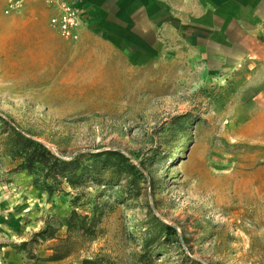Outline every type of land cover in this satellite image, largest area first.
Here are the masks:
<instances>
[{
	"label": "rangeland",
	"instance_id": "obj_1",
	"mask_svg": "<svg viewBox=\"0 0 264 264\" xmlns=\"http://www.w3.org/2000/svg\"><path fill=\"white\" fill-rule=\"evenodd\" d=\"M8 4L0 19L21 10ZM51 28L45 45L0 23V114L66 158L122 150L139 186L110 169L49 195L7 153L0 124V264H140L144 251L156 264H264V43L229 62L171 40L136 65L89 32L66 39ZM79 192V211L100 212L94 236L59 227L72 245L61 259L49 258L56 239L21 246ZM162 222L177 228L171 243Z\"/></svg>",
	"mask_w": 264,
	"mask_h": 264
},
{
	"label": "crops",
	"instance_id": "obj_2",
	"mask_svg": "<svg viewBox=\"0 0 264 264\" xmlns=\"http://www.w3.org/2000/svg\"><path fill=\"white\" fill-rule=\"evenodd\" d=\"M73 1L82 11L83 33L111 44L136 65L162 54L171 40H187L229 62L250 56L251 42L264 43V0ZM8 2L0 0V14ZM52 11L45 0H23L21 10H12L0 23L35 33L39 42L49 45L51 40L40 32L52 30Z\"/></svg>",
	"mask_w": 264,
	"mask_h": 264
},
{
	"label": "trees",
	"instance_id": "obj_3",
	"mask_svg": "<svg viewBox=\"0 0 264 264\" xmlns=\"http://www.w3.org/2000/svg\"><path fill=\"white\" fill-rule=\"evenodd\" d=\"M0 124L9 139L7 153L18 158L20 160L18 167L30 172L33 175L35 186L49 195L56 191H64V183L73 188H79L88 183L87 179H97V172L110 169L132 173V180L139 186L137 179L140 177L141 169L120 149L80 150L66 158L54 152L41 140L25 133L2 114H0ZM81 195L79 192L73 196L71 200L73 208L68 214L55 212L51 217L57 220H48L41 230L35 232L30 240L22 242L21 246L24 248L31 246L40 238L56 239L50 245L52 252L49 258L61 259L72 253V245L63 240L59 232H56L59 227H65L69 234L76 232L83 237L94 236L100 212L96 204L89 209L93 212L92 214L88 211H79ZM162 226L164 228L163 240L166 243L173 242V239L177 237V228L166 222H162ZM151 252L146 254L144 251L140 254V264H156ZM28 253L30 258L37 256L31 247L28 248ZM78 264H102V261L98 257H83Z\"/></svg>",
	"mask_w": 264,
	"mask_h": 264
},
{
	"label": "built area",
	"instance_id": "obj_4",
	"mask_svg": "<svg viewBox=\"0 0 264 264\" xmlns=\"http://www.w3.org/2000/svg\"><path fill=\"white\" fill-rule=\"evenodd\" d=\"M51 7L52 14L49 24L57 29L62 37L75 39L83 23V15L80 8L73 0H46ZM23 0H10L8 9H16L22 6Z\"/></svg>",
	"mask_w": 264,
	"mask_h": 264
}]
</instances>
